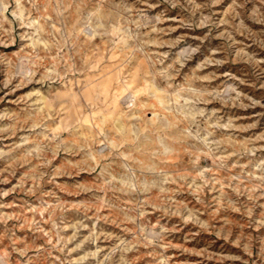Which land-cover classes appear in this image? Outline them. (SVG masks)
<instances>
[{
  "label": "rangeland",
  "instance_id": "obj_1",
  "mask_svg": "<svg viewBox=\"0 0 264 264\" xmlns=\"http://www.w3.org/2000/svg\"><path fill=\"white\" fill-rule=\"evenodd\" d=\"M0 264H264V0H0Z\"/></svg>",
  "mask_w": 264,
  "mask_h": 264
}]
</instances>
